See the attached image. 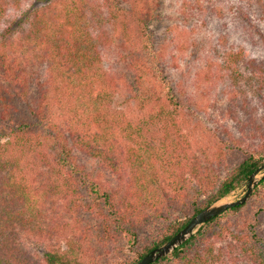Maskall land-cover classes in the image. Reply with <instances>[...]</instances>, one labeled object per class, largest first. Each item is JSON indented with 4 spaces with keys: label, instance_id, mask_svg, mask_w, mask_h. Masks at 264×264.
<instances>
[{
    "label": "trees",
    "instance_id": "obj_1",
    "mask_svg": "<svg viewBox=\"0 0 264 264\" xmlns=\"http://www.w3.org/2000/svg\"><path fill=\"white\" fill-rule=\"evenodd\" d=\"M194 1L210 16L235 1L264 17L263 0ZM11 3L0 0V19ZM159 5L45 0L1 32L0 264H16L7 257L15 251L8 238L16 223L32 224L56 201L68 207L63 228L72 236L66 249L46 252L44 264H137L264 164V142L246 149L191 140L180 116L189 94L167 59L175 32L167 28L164 40L152 28L162 19ZM111 47L122 54L121 71L103 66ZM215 51L238 89L228 96L226 115L241 143L264 141V117L237 83L240 66L248 84L264 83V61L244 50ZM122 93L140 120L114 107ZM90 160L98 171H90ZM153 264H264V179L246 204Z\"/></svg>",
    "mask_w": 264,
    "mask_h": 264
},
{
    "label": "rangeland",
    "instance_id": "obj_2",
    "mask_svg": "<svg viewBox=\"0 0 264 264\" xmlns=\"http://www.w3.org/2000/svg\"><path fill=\"white\" fill-rule=\"evenodd\" d=\"M15 2L13 0L6 15L0 19V34L15 19L45 4V0ZM190 2L192 0H160L157 12L162 19L152 25L164 40L168 36L167 28H173L175 32L172 35L174 41L167 39V59L175 81L181 83L191 99L186 98L180 115L181 119L187 120V133L197 146H206L210 138L246 149L256 148L264 141L245 137L244 143H241L239 137L243 134L226 115L228 96L237 88L231 66L217 56L215 47L223 52L244 50L252 58L264 61V17L254 7L250 9L247 4L240 5L235 1L218 5L213 16L207 14V8L196 10L195 1ZM121 57V52L111 47L103 55V66L113 72L121 71ZM240 71L243 76L237 82L238 86L247 92L251 108H256L263 119L264 83L248 84V75L241 66ZM219 75L224 76L223 79H219ZM114 107L129 117L142 118V112L126 93L116 97ZM87 166L91 172L100 169L96 161H87ZM244 191L243 186L237 188L231 193V200L241 198ZM66 208L61 201L52 202L32 224L27 222L22 226L16 223L14 235L8 238L15 251L7 257L16 264H44L46 252L66 249L72 236L63 228L64 222L71 219Z\"/></svg>",
    "mask_w": 264,
    "mask_h": 264
},
{
    "label": "water",
    "instance_id": "obj_3",
    "mask_svg": "<svg viewBox=\"0 0 264 264\" xmlns=\"http://www.w3.org/2000/svg\"><path fill=\"white\" fill-rule=\"evenodd\" d=\"M263 179L264 164L257 168L250 175L247 182L243 185V190L245 191L241 198L235 201L231 200L230 194L211 203L198 215L192 218L188 225L183 228L178 234H176L169 242L151 251L137 264H153L158 260L171 255L177 248H179L193 236H195L206 223L232 208L246 204L249 201L254 189Z\"/></svg>",
    "mask_w": 264,
    "mask_h": 264
}]
</instances>
